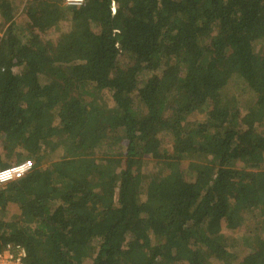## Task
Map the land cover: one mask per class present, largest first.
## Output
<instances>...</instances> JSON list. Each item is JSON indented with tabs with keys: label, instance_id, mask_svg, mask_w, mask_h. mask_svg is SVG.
<instances>
[{
	"label": "trees",
	"instance_id": "1",
	"mask_svg": "<svg viewBox=\"0 0 264 264\" xmlns=\"http://www.w3.org/2000/svg\"><path fill=\"white\" fill-rule=\"evenodd\" d=\"M16 10L0 0V170L30 171L0 185V253L234 264L223 231L264 225V0H31L24 28ZM254 243L239 264H264Z\"/></svg>",
	"mask_w": 264,
	"mask_h": 264
},
{
	"label": "rangeland",
	"instance_id": "2",
	"mask_svg": "<svg viewBox=\"0 0 264 264\" xmlns=\"http://www.w3.org/2000/svg\"><path fill=\"white\" fill-rule=\"evenodd\" d=\"M31 0H14L16 4V12H15V21L18 26H22V28L25 27L26 17L24 15V8L26 4ZM115 8V6H114ZM21 28V29H22ZM61 31L68 32L71 29L70 23H63L62 25H59V28ZM2 36V33L0 32V37ZM44 39H47V37L44 36ZM259 46L257 47V49ZM203 114H196L194 116L195 119L201 120L203 119ZM258 131H264V124L260 125L258 128ZM52 154L48 155V158L46 159V163H49L52 161L53 157ZM264 160V158H263ZM262 160V161H263ZM261 161V165H264V161ZM245 165L244 163H238L236 167L239 169H242V166ZM150 171L156 172L158 170L157 165H149ZM21 169L23 172V176H25L30 171V162H24L22 165L17 166ZM250 170V169H246ZM190 177V176H188ZM5 186V185H3ZM10 211L7 214L3 215L0 211V218H7L10 216ZM224 236L226 240H229V243L231 244V247H229V252L232 254V261L234 264H239L245 255H247L252 248L254 247V242L256 239V236L262 235L264 233V225L260 218V215L257 214V211L253 213V211H250L245 216V221L242 222L241 226L234 230V231H223ZM255 238V239H254ZM211 264H217V262L213 259Z\"/></svg>",
	"mask_w": 264,
	"mask_h": 264
},
{
	"label": "built area",
	"instance_id": "3",
	"mask_svg": "<svg viewBox=\"0 0 264 264\" xmlns=\"http://www.w3.org/2000/svg\"><path fill=\"white\" fill-rule=\"evenodd\" d=\"M85 0H64L66 7L81 6ZM112 12L115 13L114 4ZM23 172L19 167H10L0 170V185H7L11 182L20 180ZM26 251L18 244H9L0 253V264H25Z\"/></svg>",
	"mask_w": 264,
	"mask_h": 264
}]
</instances>
